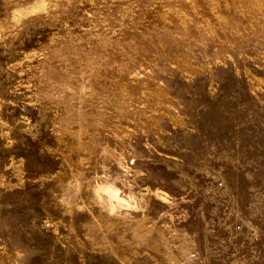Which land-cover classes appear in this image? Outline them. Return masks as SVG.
<instances>
[{
	"label": "rangeland",
	"instance_id": "obj_1",
	"mask_svg": "<svg viewBox=\"0 0 264 264\" xmlns=\"http://www.w3.org/2000/svg\"><path fill=\"white\" fill-rule=\"evenodd\" d=\"M0 264H264V0H0Z\"/></svg>",
	"mask_w": 264,
	"mask_h": 264
}]
</instances>
